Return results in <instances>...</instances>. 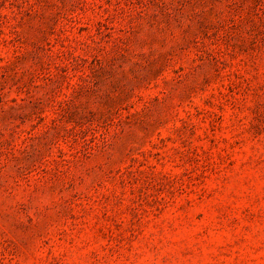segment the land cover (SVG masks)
<instances>
[{
	"label": "rangeland",
	"instance_id": "obj_1",
	"mask_svg": "<svg viewBox=\"0 0 264 264\" xmlns=\"http://www.w3.org/2000/svg\"><path fill=\"white\" fill-rule=\"evenodd\" d=\"M0 264H264V0H0Z\"/></svg>",
	"mask_w": 264,
	"mask_h": 264
}]
</instances>
